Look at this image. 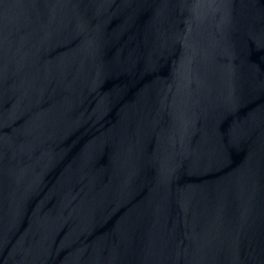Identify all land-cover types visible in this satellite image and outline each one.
<instances>
[{
	"label": "water",
	"instance_id": "obj_1",
	"mask_svg": "<svg viewBox=\"0 0 264 264\" xmlns=\"http://www.w3.org/2000/svg\"><path fill=\"white\" fill-rule=\"evenodd\" d=\"M0 264H264V0H0Z\"/></svg>",
	"mask_w": 264,
	"mask_h": 264
}]
</instances>
